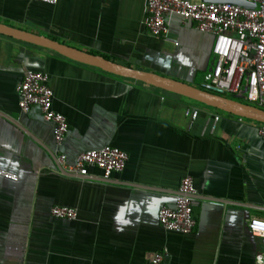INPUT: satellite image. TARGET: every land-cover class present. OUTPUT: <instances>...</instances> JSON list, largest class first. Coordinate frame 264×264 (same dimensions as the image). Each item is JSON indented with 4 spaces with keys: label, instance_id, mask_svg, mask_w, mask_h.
<instances>
[{
    "label": "crops",
    "instance_id": "obj_1",
    "mask_svg": "<svg viewBox=\"0 0 264 264\" xmlns=\"http://www.w3.org/2000/svg\"><path fill=\"white\" fill-rule=\"evenodd\" d=\"M146 14L143 0H0L1 24L205 88L214 36L170 15L166 37L156 38ZM29 69L47 76L53 108L66 118L59 147L40 110L18 106ZM185 109L198 117L190 122ZM213 115L215 131L203 134ZM262 126L0 35V168L16 176H0V264H147L164 250V264H254L264 253V239L247 228L264 220ZM104 146L128 156L109 182L96 168L85 177L58 170L57 154L73 163ZM184 176L196 188L187 235L157 221L173 196L141 188L175 191ZM53 206L74 209L77 219L52 217Z\"/></svg>",
    "mask_w": 264,
    "mask_h": 264
},
{
    "label": "built area",
    "instance_id": "obj_2",
    "mask_svg": "<svg viewBox=\"0 0 264 264\" xmlns=\"http://www.w3.org/2000/svg\"><path fill=\"white\" fill-rule=\"evenodd\" d=\"M55 4L57 0H36ZM147 8L145 27L156 38L166 37V18L177 15L183 21L192 22L201 33L214 36L211 54L213 66L207 77L205 88L214 87L227 96L246 101L264 109V0H244L254 5L246 8L231 3H206L200 0H143ZM18 106L22 112L37 107L43 120L53 125L56 147H59L67 132L66 118L53 108V92L47 85V76L35 70H26L17 87ZM184 114L193 122L197 110L185 109ZM219 115L205 120L203 134H212ZM264 142V126L258 129ZM127 154L112 146L79 153L73 163H68L63 153L57 154L56 161L61 170L77 176H87L89 168L101 171L103 179L121 172L127 162ZM0 176L15 180L16 176L0 168ZM177 195L172 206L158 210L159 225L169 232L190 234L195 227L192 201L196 188L190 176H184L176 189ZM50 215L56 219L74 221V209L53 206ZM248 230L264 239V220L253 218L247 224ZM166 250L157 252L147 264H164ZM254 264H264V253H257Z\"/></svg>",
    "mask_w": 264,
    "mask_h": 264
},
{
    "label": "water",
    "instance_id": "obj_3",
    "mask_svg": "<svg viewBox=\"0 0 264 264\" xmlns=\"http://www.w3.org/2000/svg\"><path fill=\"white\" fill-rule=\"evenodd\" d=\"M200 1L206 3H231L246 8L254 7L252 3H248L244 0H200ZM0 35L10 37L14 40L28 43L30 45L52 50L58 53L59 55H62L64 57H67L69 59L78 61L80 63L89 66L96 67L106 73L122 78L133 79L142 82L146 85L156 87L163 91L183 96L192 101L198 102L206 107L214 108L220 112L231 114L242 119L252 120L257 123H260L261 125H264V109H260L248 103H244L242 102L243 100L242 98L234 99L228 97L226 94H224L223 92H221L220 90L214 87H208L207 89H200L182 80L170 78L167 76H162L147 70H138V69L126 67L118 63L109 61L101 56L91 55L83 51L62 45L59 42L51 40L45 36L36 35L1 23H0ZM58 170L64 175L76 176L63 171L60 168H58ZM78 177H85V176H78ZM102 181L107 183L110 180L102 178ZM141 188H145L148 190L161 192V193H169L173 196V198H175L177 195L176 190L167 192L165 190L157 189L153 187L143 186ZM194 197L195 196H193V198ZM205 199L217 201L222 204L225 203L221 199H215L211 197L208 198L206 197Z\"/></svg>",
    "mask_w": 264,
    "mask_h": 264
},
{
    "label": "trees",
    "instance_id": "obj_4",
    "mask_svg": "<svg viewBox=\"0 0 264 264\" xmlns=\"http://www.w3.org/2000/svg\"><path fill=\"white\" fill-rule=\"evenodd\" d=\"M203 89H207V88H203ZM229 97V96H228ZM242 102H244V103H246V101L245 100H242ZM264 126V125H263Z\"/></svg>",
    "mask_w": 264,
    "mask_h": 264
},
{
    "label": "rangeland",
    "instance_id": "obj_5",
    "mask_svg": "<svg viewBox=\"0 0 264 264\" xmlns=\"http://www.w3.org/2000/svg\"><path fill=\"white\" fill-rule=\"evenodd\" d=\"M193 1H198V0H193Z\"/></svg>",
    "mask_w": 264,
    "mask_h": 264
}]
</instances>
